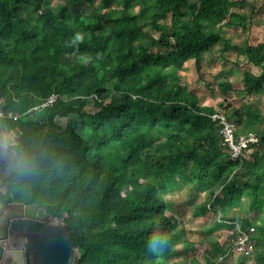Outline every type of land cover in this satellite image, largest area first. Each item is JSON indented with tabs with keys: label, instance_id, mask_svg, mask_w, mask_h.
<instances>
[{
	"label": "trees",
	"instance_id": "16d2710c",
	"mask_svg": "<svg viewBox=\"0 0 264 264\" xmlns=\"http://www.w3.org/2000/svg\"><path fill=\"white\" fill-rule=\"evenodd\" d=\"M233 2L0 0V127L14 136L19 158L0 182L2 204L59 217L79 248L75 264H180L170 256L191 241L161 189L182 177L197 184V196L206 191L196 215L217 218L213 199L240 224L200 247L206 264L228 258L242 229L262 245L251 264H264V41L243 47L263 67L243 72L244 94L255 100L228 114L239 133L258 135L242 159L212 118L217 107L179 73L188 65L207 76L215 44L225 52L230 43L218 23L237 17L250 27ZM52 93L59 99L41 107ZM245 198L249 212L262 213L255 225ZM153 236L156 253L147 248Z\"/></svg>",
	"mask_w": 264,
	"mask_h": 264
},
{
	"label": "rangeland",
	"instance_id": "374dc122",
	"mask_svg": "<svg viewBox=\"0 0 264 264\" xmlns=\"http://www.w3.org/2000/svg\"><path fill=\"white\" fill-rule=\"evenodd\" d=\"M232 1L234 2L231 4V11L246 15L247 21L251 22L250 27H242L237 17L231 24L225 21L218 23L216 27H220L224 36L230 38V43L225 52H221L224 46L223 43L215 44L213 47L214 58L207 60L205 63L207 76L204 79L197 78L188 65L179 71L180 74L184 75V80L197 93L203 104H212L220 108V104L224 103L225 112L223 113H226L227 116L236 108L244 107L249 101L255 100L244 94L242 82L244 70L250 69L257 74L263 71L262 66L250 63L247 60L243 47L249 43L258 44L264 41V10L260 8L264 0ZM61 2L62 0H50L51 5L54 7L59 6ZM226 81L231 85L226 88H219V84ZM261 105H263L264 111V102ZM258 125L264 128V122ZM8 137H10L8 140L11 143L15 142L11 133L7 135ZM251 151L253 149L248 151V156ZM197 187V184L189 183L180 177L176 183L173 182L167 189H161L162 195L169 201L172 209L175 210L181 221L180 226L184 228L188 240L191 241L190 246H185L189 243L178 244L176 250L170 256L171 261H179L180 264H206L200 247L211 246L212 242L226 240L233 225L220 223L215 215L195 214L197 204L205 198L206 194L205 191L197 196ZM248 203V198L242 201L243 210L248 213L251 225H255L257 217L261 216L262 213L259 211L249 212ZM253 246L254 258L249 259L248 256L234 253L228 257V262L225 261L222 264H237L242 260H248V263L251 264L256 260L255 257L257 258L262 249V245L259 243L255 242Z\"/></svg>",
	"mask_w": 264,
	"mask_h": 264
},
{
	"label": "water",
	"instance_id": "95a60500",
	"mask_svg": "<svg viewBox=\"0 0 264 264\" xmlns=\"http://www.w3.org/2000/svg\"><path fill=\"white\" fill-rule=\"evenodd\" d=\"M11 149L7 145L0 143V149ZM5 151V150H4ZM2 158L0 155V162ZM11 172L2 174L0 170V182ZM15 212L11 211L5 214L4 223L9 225L15 218H30L46 221L44 227L40 230H30L23 233L30 246V263L31 264H75L79 255V248L76 245L68 227L59 217H51L42 207L34 204H21L16 202ZM44 211V216L37 217V213ZM1 219H2V214ZM2 233L0 232V239ZM4 253V242H0V264ZM20 259V258H19ZM22 263H26V259L21 256Z\"/></svg>",
	"mask_w": 264,
	"mask_h": 264
},
{
	"label": "flooded vegetation",
	"instance_id": "af4514ba",
	"mask_svg": "<svg viewBox=\"0 0 264 264\" xmlns=\"http://www.w3.org/2000/svg\"><path fill=\"white\" fill-rule=\"evenodd\" d=\"M5 150V151H4ZM12 152V151H11ZM1 162L0 170L2 174H5L15 168V158L10 154L8 149H0ZM16 202L13 201L8 204H3L0 209L2 214V219L0 215V232L2 233V238L0 242H4V253L2 255L1 262L3 264H24L22 263L21 256L26 259L25 264L30 263V246L28 241L23 236V233L30 230H40L46 224V221L30 219V218H15L9 225H6L3 217H5L6 209L15 212ZM21 204H26L22 203ZM43 208V207H42ZM46 213H49L45 208H43ZM9 211V212H10ZM44 211L37 213V217L41 218L44 216ZM8 212V211H7ZM50 214V213H49ZM20 258V259H19Z\"/></svg>",
	"mask_w": 264,
	"mask_h": 264
},
{
	"label": "built area",
	"instance_id": "2783aa9c",
	"mask_svg": "<svg viewBox=\"0 0 264 264\" xmlns=\"http://www.w3.org/2000/svg\"><path fill=\"white\" fill-rule=\"evenodd\" d=\"M60 95L58 93H52L48 99L41 104V107H47L49 105L54 104ZM4 113L0 111V116ZM212 118L218 121L221 125V132L227 138V143L232 149V155L236 159H242L243 156H246L248 151L252 148V143L258 140V135L256 132L249 133H239L237 131V125L234 121L230 120L226 114H224L219 108L212 114ZM208 206L211 209L217 211V218L223 223L233 224L234 229L240 228V224L231 220L222 212L220 207L213 206V199L209 201ZM251 230H254V227H251ZM241 235L238 237L236 242L231 245L229 249V253L242 254L245 256H253L254 254V246L253 243L250 242V234L246 229H242ZM233 251V252H232Z\"/></svg>",
	"mask_w": 264,
	"mask_h": 264
},
{
	"label": "crops",
	"instance_id": "0c3cea01",
	"mask_svg": "<svg viewBox=\"0 0 264 264\" xmlns=\"http://www.w3.org/2000/svg\"><path fill=\"white\" fill-rule=\"evenodd\" d=\"M8 134H10V133H7V132H4L3 131V129L0 127V143H3V144H5V145H7L8 147H10V148H12V149H14L12 146H11V142L8 140L10 137H8L7 138V135ZM12 135V134H11ZM13 137V136H12ZM10 142V143H9ZM9 150V152H10V154L15 158V163H16V166L15 167H17L18 165H19V158H18V155H17V152L16 153H14V152H11L12 150L11 149H8ZM15 150V149H14ZM14 169V168H13ZM3 204H2V202L0 201V209H1V206H2ZM10 211L9 209L7 210L6 209V213H8V212ZM11 212V211H10ZM5 213V214H6ZM227 257H229V256H227ZM230 260V259H229ZM225 261H227L228 262V258H226V259H224V260H222V261H220L218 264H222L223 262H225ZM233 262V261H232ZM233 263H235V262H233ZM238 264V263H237Z\"/></svg>",
	"mask_w": 264,
	"mask_h": 264
},
{
	"label": "clouds",
	"instance_id": "9594fccd",
	"mask_svg": "<svg viewBox=\"0 0 264 264\" xmlns=\"http://www.w3.org/2000/svg\"><path fill=\"white\" fill-rule=\"evenodd\" d=\"M238 131V129H237ZM249 133V132H248ZM157 244H158V241H157V238L156 237H151L148 241V244H147V248H148V251L149 252H153V253H156L158 252V248H157ZM234 254V253H233ZM232 253H229V250H228V253L227 255H233Z\"/></svg>",
	"mask_w": 264,
	"mask_h": 264
},
{
	"label": "bare ground",
	"instance_id": "6f19581e",
	"mask_svg": "<svg viewBox=\"0 0 264 264\" xmlns=\"http://www.w3.org/2000/svg\"><path fill=\"white\" fill-rule=\"evenodd\" d=\"M232 13V12H231ZM233 16V15H232ZM230 17V16H229ZM241 21V20H240ZM249 21V20H248Z\"/></svg>",
	"mask_w": 264,
	"mask_h": 264
}]
</instances>
